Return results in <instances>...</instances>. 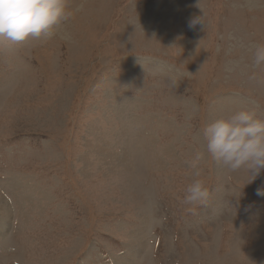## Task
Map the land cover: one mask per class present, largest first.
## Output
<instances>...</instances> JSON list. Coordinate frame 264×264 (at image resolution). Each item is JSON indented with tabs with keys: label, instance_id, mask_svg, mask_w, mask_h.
Segmentation results:
<instances>
[{
	"label": "rangeland",
	"instance_id": "1",
	"mask_svg": "<svg viewBox=\"0 0 264 264\" xmlns=\"http://www.w3.org/2000/svg\"><path fill=\"white\" fill-rule=\"evenodd\" d=\"M71 6L55 35L0 45V264H264V172L246 185L201 135L264 119V0ZM196 152L209 197L190 206Z\"/></svg>",
	"mask_w": 264,
	"mask_h": 264
},
{
	"label": "clouds",
	"instance_id": "2",
	"mask_svg": "<svg viewBox=\"0 0 264 264\" xmlns=\"http://www.w3.org/2000/svg\"><path fill=\"white\" fill-rule=\"evenodd\" d=\"M72 0H0V45L25 42L28 38L51 37L70 21L82 6L73 8ZM204 15V14H203ZM203 15L189 21V27L205 25ZM252 65L264 72V43L252 45ZM231 70V69H229ZM249 80L264 83V76L253 72ZM208 156L229 173L244 171L253 183L264 172V119L255 111L239 110L227 118H219L201 129ZM205 152H196L186 161L196 179L186 188L182 203L200 206L206 203L209 190L202 178L201 163ZM264 197V186L256 189Z\"/></svg>",
	"mask_w": 264,
	"mask_h": 264
}]
</instances>
